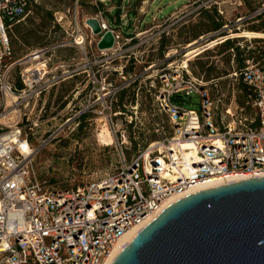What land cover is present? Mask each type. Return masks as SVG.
Listing matches in <instances>:
<instances>
[{
	"label": "built area",
	"instance_id": "obj_1",
	"mask_svg": "<svg viewBox=\"0 0 264 264\" xmlns=\"http://www.w3.org/2000/svg\"><path fill=\"white\" fill-rule=\"evenodd\" d=\"M236 1L228 0L230 5ZM244 1L238 0L237 5ZM78 4L79 0L76 10ZM261 6L248 18L262 16L264 1ZM33 7L34 0H0V264H105L123 234L171 203L215 181L228 184L264 176V68L248 59L232 73L250 87L248 103L255 115L245 114L242 107L232 112L229 105L224 117L218 114V101L207 82L193 76L188 66L174 70L163 59L156 74L150 69L157 63L146 68L148 78H153L155 107L167 116V123L158 124L156 131L160 127L162 134L157 139L147 143L135 138L137 149L131 157L126 155L123 145L129 143L128 138H119L124 122L114 123L112 106L127 87L104 77L98 81L102 95L92 102L89 99L87 109L100 102L110 111L105 117L116 125L110 132L123 148L120 166L75 187L59 188L39 180L35 157L60 128L35 145L33 137L43 124L34 104L42 93L72 75L69 69L57 72L61 67L56 63L57 49H86L93 40L88 41L87 33L78 29L73 40L29 48L15 58L12 27ZM175 15L176 11L162 19ZM92 17L102 28L96 34L85 24L97 37L96 44L106 31H112L115 45L105 50L116 48L124 39L122 26L111 23L102 12ZM162 19L153 15V21ZM223 32L219 30L216 36ZM16 66L20 67V85L12 74ZM195 94L200 97V109L187 108V99ZM173 198L177 199L165 206Z\"/></svg>",
	"mask_w": 264,
	"mask_h": 264
},
{
	"label": "rangeland",
	"instance_id": "obj_2",
	"mask_svg": "<svg viewBox=\"0 0 264 264\" xmlns=\"http://www.w3.org/2000/svg\"><path fill=\"white\" fill-rule=\"evenodd\" d=\"M76 1L34 0L31 13L21 22L27 28L40 24L41 15L37 16L34 10L37 4L43 7L44 15L47 11L53 15L49 25L40 27L41 35H44L41 39L43 46L73 40L78 29L87 33L88 41L93 40V45L88 43L86 49H57L59 59L56 63L61 66L57 72L69 69L73 70L72 75L42 93L34 104L38 120L43 124L33 137L35 145L39 146L52 131L60 128L55 137L39 149L34 161L39 180L46 179L54 187H75L114 171L120 166L123 148L127 156L134 154L137 149L135 138L148 143L162 134L160 127L158 132L156 130L158 124L167 123V116L160 114L155 107V88L150 86L153 78H148L146 71L148 64L157 63L150 69L153 75L158 72L163 59L174 70L182 64L188 66L193 76L209 84L218 101V114L224 117L229 105L232 112L242 106L239 101L244 93L243 83L232 73L248 59L264 65V58L260 61L253 59L264 49V37L231 36L264 26V14L248 18L262 7L264 0H245L241 6L237 5L238 0L236 5H230L228 0H79L78 10ZM161 9L162 12L158 13ZM174 11L175 16L162 19ZM101 12L111 23L122 26L124 32V39L112 50H99L94 41L97 37L85 26L87 18ZM157 14L162 21H153V15ZM242 16L244 19L238 22ZM58 17L63 18L60 23L56 22ZM212 17L222 23L219 30L224 32L220 36H216L219 30H214ZM12 29L15 58H19L29 48L20 40L15 25ZM229 39L233 46L227 44ZM194 40L198 41L200 51L193 60L185 63L186 46ZM213 40L219 42L209 46ZM251 51L256 54L252 55ZM19 70L20 67L16 66L12 72L17 81ZM104 77L127 87L123 98L118 94L112 106V113L116 111L114 123L124 122L119 127V138L126 135L129 141L123 148L110 132L111 127L116 126L105 117L110 111L104 110L100 102L87 109L94 98L102 95L98 81ZM156 86L159 87L157 80ZM200 104L197 94L186 101V107L191 109H200ZM244 112L253 115L248 107Z\"/></svg>",
	"mask_w": 264,
	"mask_h": 264
},
{
	"label": "water",
	"instance_id": "obj_3",
	"mask_svg": "<svg viewBox=\"0 0 264 264\" xmlns=\"http://www.w3.org/2000/svg\"><path fill=\"white\" fill-rule=\"evenodd\" d=\"M86 22L101 33L96 17ZM114 45L106 31L99 49ZM111 264H264V176L200 189L171 203Z\"/></svg>",
	"mask_w": 264,
	"mask_h": 264
},
{
	"label": "trees",
	"instance_id": "obj_4",
	"mask_svg": "<svg viewBox=\"0 0 264 264\" xmlns=\"http://www.w3.org/2000/svg\"><path fill=\"white\" fill-rule=\"evenodd\" d=\"M35 13L37 16L41 15V22L40 24H38L36 27L35 26H31L29 28L23 26L21 23H17L15 24V29L17 30L18 34L20 35V40L22 41L23 44H26L28 46V48H38L40 46H43V42H42V37L44 35H41V30L42 28L46 27L47 25H49L51 23V21L53 20V15L51 12H48L47 11V14L44 15L43 13V7L41 5H35ZM32 19H30L31 21ZM212 21H213V27H214V30H219L221 27H222V23L220 22H216L215 20V17H212ZM31 24L33 25L34 22L31 21ZM42 27V28H40ZM264 29V26L261 28V27H254L253 28V31L256 30V31H260V30H263ZM229 45L233 46L234 44L232 43V41L229 39L228 40V43ZM45 46V44H44ZM260 48H263V47H260ZM259 48V49H260ZM163 51V46L161 48V53ZM252 52V55H255L256 52L255 51H251ZM260 54H259V57L257 55H255L253 57V59H256L258 58L259 60L257 61H260L261 58H264V49L263 50H260L259 51ZM260 64V62H259ZM261 67L264 68V65L260 64ZM213 80V79H211ZM241 83H243V87H244V93L242 94V97L240 99V104L242 105L241 107L243 108V112L246 110V108L248 107L253 115L254 114V108L252 107V104L251 103H248V101L250 100L249 99V96L251 95L252 91L250 89V87L241 81ZM17 84L20 85V81L18 80L17 81ZM127 92V88L124 89L121 93H120V98H123V95ZM246 105V106H245ZM240 107V108H241ZM125 107L123 106V109ZM245 114L247 112H244ZM249 115V114H248ZM157 138H153L152 140H155Z\"/></svg>",
	"mask_w": 264,
	"mask_h": 264
},
{
	"label": "bare ground",
	"instance_id": "obj_5",
	"mask_svg": "<svg viewBox=\"0 0 264 264\" xmlns=\"http://www.w3.org/2000/svg\"><path fill=\"white\" fill-rule=\"evenodd\" d=\"M231 36L232 37L242 36V37H248V38L264 37V32L255 31V30L254 31L243 30V31H240L239 33L231 34ZM217 42H219V41L213 40L209 43V46H212V45L216 44ZM197 44H198V41L194 40L193 42L189 43L186 46V61H185V63H188V62H190V60H193L194 57L197 55V53L200 51V47H198ZM223 184L224 183H222V181H215L212 184L203 186L200 189L213 188L214 186L223 185ZM175 199H177V198L170 199L165 204V206L170 204ZM157 216H158V213L154 214L146 222H143V223L139 224L138 226L132 227L125 234H123V236L118 239V241L116 242L114 247L111 249L105 264H111L115 260L117 255L123 250V248H125L130 242H132V239L134 237H136L140 231H142L145 227H147Z\"/></svg>",
	"mask_w": 264,
	"mask_h": 264
}]
</instances>
